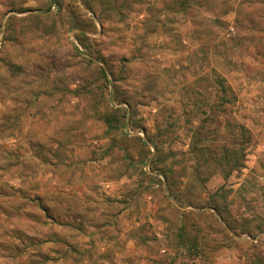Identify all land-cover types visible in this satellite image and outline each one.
<instances>
[{
  "label": "rangeland",
  "instance_id": "1",
  "mask_svg": "<svg viewBox=\"0 0 264 264\" xmlns=\"http://www.w3.org/2000/svg\"><path fill=\"white\" fill-rule=\"evenodd\" d=\"M0 264H264V0H0Z\"/></svg>",
  "mask_w": 264,
  "mask_h": 264
},
{
  "label": "trees",
  "instance_id": "2",
  "mask_svg": "<svg viewBox=\"0 0 264 264\" xmlns=\"http://www.w3.org/2000/svg\"><path fill=\"white\" fill-rule=\"evenodd\" d=\"M16 11L17 12H22L24 10L16 9ZM12 17L14 18L15 16H12ZM30 17L35 18V19H38V20L40 19L36 15H30ZM8 25H9V23H8ZM6 27H8V26H6ZM78 36H84V35L83 34H78ZM78 41H79V43L81 45H83V46L85 45V44L82 43V40L80 39V37H78ZM73 49L75 51H78L76 49V47H74V46H73ZM12 68L14 69V71L16 73H19L20 72V66H14ZM100 73H101L102 78L106 81V73H105V71L102 68H100ZM114 81H115V79H114ZM213 82L216 85H218V87L220 88V91L221 92H223V93L225 92V88L226 87H225V84H224L222 78H220V77H214V81ZM115 97H116V99H118V96L117 95ZM219 101H220L219 104L215 105V110L212 113V115L214 116L213 119H215V118L218 119L221 116V113L225 110V104H228L229 105V103H232L231 100H225V98L223 96L220 97ZM118 102L119 103H124L123 101H121L119 99H118ZM126 114H127V111L123 107L122 108H119V107L118 108H113L110 105L105 106L103 113L102 114H99L98 113V116H97L98 119L101 120L102 123L106 127L105 135H109V136L110 135H116V136H118V134L120 133L121 136H122V133L119 132V131H120V129L124 125V120L126 119ZM131 121H132V119H131ZM133 123H134L133 121L130 122V127L131 126L133 127ZM241 130H242V128H241ZM198 131H199V129H197V131L195 133V136H197ZM245 131L246 130H244L243 132L241 131L240 134H238V136H239L238 138L240 140L237 143L236 142H233V143H235V145L237 144V145L241 146L242 144L247 143L249 141L248 139H246V133H245ZM199 135H200V133H199ZM123 136H127V135L124 134ZM242 138H244L245 140H243ZM199 140H200V137L196 138V140L193 139V142L194 143L191 144V148L190 149H192L193 151H195V149L197 148V145L196 144L198 143ZM232 144H228V146L227 145L225 146V149H224L225 151H224L223 154H222V152L218 153L217 155L214 154L215 155L214 158L216 156H219V159L220 160H222V159L225 160V163L223 165V167H224V170H223L224 173L222 174L223 175V178L225 180L228 178V176L232 173L233 170L237 169V167H236V163H238L237 160H235V159L232 158L231 160H229L227 162L228 156L237 155V153L234 151V149H231V145ZM223 194H224L223 188H220L219 190H217L214 193L213 196H210V198L208 200L209 202L207 203V207L208 208H211V209H214V210L217 211V205H216L217 199L220 198L221 200L225 201V195H223ZM196 213L203 214L204 212L203 211H198ZM218 213H219V217L221 218V221H223L227 225V227L229 229H231L233 231H236L235 230V227L233 225H231V223L226 220L225 215L222 214L219 211H218ZM182 215H181V217H182ZM181 231L184 233L183 236H181V234H180ZM223 231H226V228H223ZM196 232L198 233V230H196ZM185 233H186V229H185L184 224L183 225L182 224H179V226H178V233L176 235V240H177L178 244H181L183 242ZM237 233H241V234L247 233L251 237H254L253 234H251L249 232H237ZM198 237L197 236H194L193 239H189L188 238V240H190L189 244H191L190 246L192 248H194V250L196 252H201L202 249H201V244L199 242V238Z\"/></svg>",
  "mask_w": 264,
  "mask_h": 264
}]
</instances>
